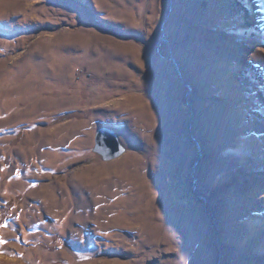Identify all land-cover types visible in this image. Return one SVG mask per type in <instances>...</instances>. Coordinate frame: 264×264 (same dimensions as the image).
Masks as SVG:
<instances>
[{
  "label": "rangeland",
  "instance_id": "rangeland-1",
  "mask_svg": "<svg viewBox=\"0 0 264 264\" xmlns=\"http://www.w3.org/2000/svg\"><path fill=\"white\" fill-rule=\"evenodd\" d=\"M0 241V264H264V0H0Z\"/></svg>",
  "mask_w": 264,
  "mask_h": 264
},
{
  "label": "water",
  "instance_id": "water-1",
  "mask_svg": "<svg viewBox=\"0 0 264 264\" xmlns=\"http://www.w3.org/2000/svg\"><path fill=\"white\" fill-rule=\"evenodd\" d=\"M93 151L103 162H108L119 158L126 149L112 128L101 127L95 133Z\"/></svg>",
  "mask_w": 264,
  "mask_h": 264
},
{
  "label": "snow or ice",
  "instance_id": "snow-or-ice-1",
  "mask_svg": "<svg viewBox=\"0 0 264 264\" xmlns=\"http://www.w3.org/2000/svg\"><path fill=\"white\" fill-rule=\"evenodd\" d=\"M0 243H2V241H0Z\"/></svg>",
  "mask_w": 264,
  "mask_h": 264
}]
</instances>
